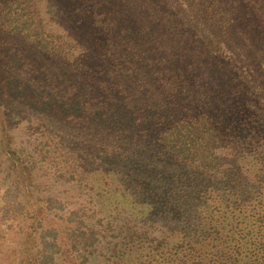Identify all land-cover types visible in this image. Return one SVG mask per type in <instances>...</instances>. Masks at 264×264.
I'll list each match as a JSON object with an SVG mask.
<instances>
[{"label":"trees","instance_id":"obj_1","mask_svg":"<svg viewBox=\"0 0 264 264\" xmlns=\"http://www.w3.org/2000/svg\"><path fill=\"white\" fill-rule=\"evenodd\" d=\"M67 1L0 0L45 114L31 166L1 118L17 264H264V0Z\"/></svg>","mask_w":264,"mask_h":264},{"label":"rangeland","instance_id":"obj_2","mask_svg":"<svg viewBox=\"0 0 264 264\" xmlns=\"http://www.w3.org/2000/svg\"><path fill=\"white\" fill-rule=\"evenodd\" d=\"M229 1L230 8L234 10L233 13H240L241 11L238 7L241 4V0ZM248 1L251 2L254 9L261 7L260 3L262 0ZM88 3L89 0H74L73 12L82 10V7ZM82 13L84 14L85 12L82 10ZM83 16L89 19L90 23L95 21L93 17ZM102 18V20L105 19L104 16ZM62 20L61 18L60 23L56 24L53 22L51 24L53 28L61 33L64 32L62 27L64 22ZM246 35L249 34L245 29L242 36ZM30 41V38H18L11 32L0 33V140L2 133L1 118H4L9 121L8 131L11 133L13 148L19 153L21 158H26L31 166V140L34 136L44 139L40 131L45 125L42 119L45 118V114L41 111H35L36 106L34 103L31 105L34 98L31 96L33 61L31 60ZM58 134L57 130L52 132V136L59 137ZM53 158L54 156L48 158L50 160L49 165H54L53 169H49L50 173H53L55 168H58L63 163L60 159L52 162ZM11 162L12 159H8V154L5 151H1L0 264H17L18 259L23 255L22 250L26 249L27 245V242L24 241V232L26 233V230H28L27 225L31 228V218L26 216V213L31 211V188L25 192L20 182V188L10 189L11 183H14V180L17 179L16 170L9 171L13 165ZM58 188H64V185L59 184ZM19 198L23 200V204L17 203Z\"/></svg>","mask_w":264,"mask_h":264}]
</instances>
